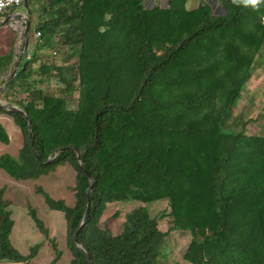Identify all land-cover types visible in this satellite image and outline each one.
<instances>
[{
    "label": "trees",
    "instance_id": "1",
    "mask_svg": "<svg viewBox=\"0 0 264 264\" xmlns=\"http://www.w3.org/2000/svg\"><path fill=\"white\" fill-rule=\"evenodd\" d=\"M152 1L23 0L34 50L2 98L27 113L32 131L0 107L23 135L19 157L2 156L0 168L16 180L74 169L73 207L38 189L65 214L70 264H89L88 254L92 264H166L175 231L191 236L189 264H264V136L248 134L251 122L235 112L264 53V3L219 0L217 15L209 5L190 11L186 0ZM12 64L0 58V90ZM0 142L10 143L2 123ZM131 201H167L170 229L140 206L113 234L108 221L120 213L102 224L108 206ZM30 216L49 239L38 212ZM13 227L0 191V262L30 264L40 246L22 255ZM51 244L58 264L63 252Z\"/></svg>",
    "mask_w": 264,
    "mask_h": 264
},
{
    "label": "crops",
    "instance_id": "2",
    "mask_svg": "<svg viewBox=\"0 0 264 264\" xmlns=\"http://www.w3.org/2000/svg\"><path fill=\"white\" fill-rule=\"evenodd\" d=\"M170 1L172 0H153L151 3L153 7L154 6L166 7L168 6ZM204 5L211 6L213 12L217 15L224 14V10L220 5L219 0H186V8L190 11L199 9ZM19 14H24L25 16L28 17V13L25 7H20L14 12L6 16L0 17V22H6L10 20L9 22H7V24L0 25V58L12 55L13 56L12 66H15L19 58L20 52L22 50V39H21V31H20L21 29L20 28L23 25V23L21 21L12 20L14 16H17ZM33 50H34V44L30 43L29 41L28 50H27V54L29 57L32 55ZM13 70H14V67H13ZM11 75L12 73L3 74L2 79L6 78V81H7L9 79V76ZM3 94L1 96V101L3 103H7L2 98ZM235 112H236V117L242 118L246 122H249V121L251 122L248 124V127H252V125H256L258 127L256 132L252 135L264 136V53L261 55V61L258 62L257 67L254 70L252 79L246 85V88L242 93L241 99L235 105ZM0 123H2L5 126V128L7 129L9 133V138H10V143L8 145H5L0 142V158L4 155H9L13 158H18L20 151L22 149V146H23V135L20 129L15 125L14 120L10 116L5 115V114H0ZM248 134H251V133H249L248 131ZM58 168H60L58 173L61 175L64 174L65 171L69 172L72 169V173H73L72 175L73 185L71 186L72 193H73V203L72 204H68L66 200L63 198H59V197L56 198V197L49 196L48 192L44 189L46 187L42 185L44 187L43 188L41 185H38L35 179L16 180L12 178L5 170L0 168V170L5 173V176L3 177H7L4 180L5 184H2V183L0 184V191L4 193V198L9 203V209L12 212V218L14 221V227H13L12 234H11V241L14 247L20 253L21 251L17 248L13 240L14 237L19 239L20 235H18V231L22 227V226H18V222L16 218L14 217V212H13L14 211L13 207L16 206L15 203H18L16 201L17 196L20 194L21 195L28 194L31 196H35L36 194H38L43 197L44 203L43 205H41V207H33V206L28 207L29 219L32 220L33 224H35V222L30 216V208H33L38 212V217L42 220L46 229L49 231V239H48L37 228L35 224V229L44 236L45 240H43L42 242L36 243L33 247L38 246V245L40 247L43 246L44 250H46V256L43 258V261L41 260L42 262H40L39 261L40 255L38 251L37 256L30 261V263L32 262L33 264H52L55 259V251L52 247L51 240L56 241L55 236L58 232L56 227H58V225H57V221L48 214V211L62 213L64 215V219L66 222L65 214L61 211L51 210L46 204V200L43 194L38 192V189L43 190L44 193H46L49 197H51L54 200H63L70 207H73L75 204L73 189L76 184V172L71 166L68 167V166L61 165ZM43 176L45 175H42L40 177H43ZM54 177H57V175H55ZM0 180H3V179L0 178ZM47 184H51L52 188L55 187L53 182H50L49 180L46 181V185ZM32 222L30 221L31 226H33ZM65 231H66V235L62 241L63 243L62 246H60V250L62 252H63V249H65L67 245V223H66ZM57 244L59 246L58 242ZM30 253H31V250L29 252H26L24 254L21 253V254L24 256H28L30 255ZM71 259H72V256H71ZM71 259H70V262H71ZM0 264H16V263L0 262Z\"/></svg>",
    "mask_w": 264,
    "mask_h": 264
},
{
    "label": "rangeland",
    "instance_id": "3",
    "mask_svg": "<svg viewBox=\"0 0 264 264\" xmlns=\"http://www.w3.org/2000/svg\"><path fill=\"white\" fill-rule=\"evenodd\" d=\"M149 7H153L152 3L148 5ZM21 31V30H20ZM91 115V110L89 111V114H87L86 118H88ZM82 128L79 132L80 134L85 131L86 129V121L82 120ZM247 131L249 133L254 134L257 130L256 125H252V127H247ZM242 130V127L239 128L238 131ZM64 166L70 167L69 164H65ZM71 169V168H70ZM60 168H57L55 170L50 171L49 173L45 174L43 177H39L36 180V183L38 185H44L46 188H43L48 192V195L51 197H59L66 200L68 204L73 203V193H72V169L71 171H65L64 174H59L58 171ZM53 174V175H52ZM57 177H54L55 175ZM5 173L0 170V178L3 180H0V184H5ZM49 180L50 182H53L54 188H52L51 184L46 185V181ZM45 182V183H44ZM50 185V186H49ZM8 187V186H6ZM18 203H15L16 206L13 207L14 217L16 218L18 222V226H22L19 231L18 235H20L19 239L14 237V242L17 248L21 251V253H26L32 250L31 248L39 242H42L45 240L44 236L39 233L35 229V224H33L32 220L29 219L28 215V207H41L43 205L44 200L41 195L36 194L35 196H31L28 194L25 195H18L17 200ZM140 206H147L150 214L152 217H158L160 219V229L164 232H167L170 229L171 226V218L169 217V204L167 201H159L155 203L150 204H143L136 201H131L127 203H114L110 204L108 206V211L105 213L104 217L102 218V224L104 222H107L111 217H113V214L118 212L120 213V217L116 220L108 221V224L113 232V234L118 235L123 232L124 230V224H125V215L130 212L131 210L138 208ZM48 214L53 217L57 221L58 227L57 234H56V242L59 243V249L60 246H62V241L65 238L66 231V222L64 219V215L59 212H50L48 211ZM161 214H164L162 217ZM30 221L32 222L33 226L30 225ZM55 241V240H54ZM170 241H171V248L174 251L173 256L166 264H189L184 260L185 251L191 241V236L188 233L184 232H171L170 234ZM40 255V262L43 261V258L46 256V250H44L43 246L40 247L39 250ZM43 256V257H42ZM71 259L70 252L67 248V245L65 249H63V255L59 261L58 264H69ZM42 260V261H41ZM30 264H33L32 262Z\"/></svg>",
    "mask_w": 264,
    "mask_h": 264
},
{
    "label": "water",
    "instance_id": "4",
    "mask_svg": "<svg viewBox=\"0 0 264 264\" xmlns=\"http://www.w3.org/2000/svg\"><path fill=\"white\" fill-rule=\"evenodd\" d=\"M12 20L21 21L23 23L24 34L21 36V39H22V50L20 52L19 58H18V60H17V62L15 64V66H14V70H13L12 75L4 83V85L2 86V88L0 90V107L3 110L7 111V112H13V113L19 114L22 117L26 118V120L28 121V131L31 133V131H32L31 120L28 117L27 113L24 110L14 106V105H11V104H8V103H3L1 101L2 94L4 93V91L6 90L8 85L14 80V78L16 77V75L18 73L20 64L22 63V60H23L24 56L27 53L28 45H29V41H30V37H31L30 22H29V19H28L27 16H25L24 14H19L17 16H14V18ZM9 21L10 20H8L6 22H0V25H5ZM32 146H33V149H34V151L36 153L34 142H32ZM36 155H37V153H36ZM57 155H58V153H55L48 160V162H46V164H50L57 157ZM79 163L81 164V159L80 158H79ZM89 178H90L92 183H95V179L93 177L89 176ZM92 191H93V186H91L89 188V190L87 191V196L89 198H90V195H91ZM90 212H91V201L89 199L88 205H87V209H86V212H85L84 219H83V222L81 224V227H80L79 231L76 233V235L74 236L75 242H76L77 246H79V247H82V243L80 241H78V234H79L80 230L82 229V227L87 223V220L89 218ZM88 260H89V264H92V256L90 254H88Z\"/></svg>",
    "mask_w": 264,
    "mask_h": 264
},
{
    "label": "built area",
    "instance_id": "5",
    "mask_svg": "<svg viewBox=\"0 0 264 264\" xmlns=\"http://www.w3.org/2000/svg\"><path fill=\"white\" fill-rule=\"evenodd\" d=\"M23 5V0H0V17L6 16L15 10L19 9ZM21 36L24 34V27L21 26ZM40 33H38V37Z\"/></svg>",
    "mask_w": 264,
    "mask_h": 264
},
{
    "label": "clouds",
    "instance_id": "6",
    "mask_svg": "<svg viewBox=\"0 0 264 264\" xmlns=\"http://www.w3.org/2000/svg\"><path fill=\"white\" fill-rule=\"evenodd\" d=\"M234 4H242L243 6H251L257 8L259 5L264 3V0H232Z\"/></svg>",
    "mask_w": 264,
    "mask_h": 264
}]
</instances>
